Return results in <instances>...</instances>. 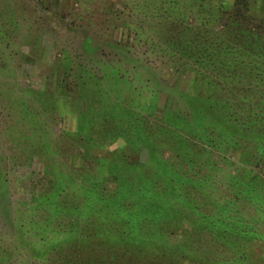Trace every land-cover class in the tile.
Instances as JSON below:
<instances>
[{
	"label": "rangeland",
	"instance_id": "1",
	"mask_svg": "<svg viewBox=\"0 0 264 264\" xmlns=\"http://www.w3.org/2000/svg\"><path fill=\"white\" fill-rule=\"evenodd\" d=\"M235 1L0 0V264H257L264 121L231 115L264 113V28L225 32Z\"/></svg>",
	"mask_w": 264,
	"mask_h": 264
},
{
	"label": "trees",
	"instance_id": "2",
	"mask_svg": "<svg viewBox=\"0 0 264 264\" xmlns=\"http://www.w3.org/2000/svg\"><path fill=\"white\" fill-rule=\"evenodd\" d=\"M248 5H249V0H236L235 1V8H234V10L232 11V13H231V15H230V19H231V22L229 23V24H226L225 25V27H224V29H225V32H228L229 33V31L230 30H232V31H236V32H238L239 31V29H241V28H245V27H247V28H249V29H251V30H253L254 32H259L260 30H262L263 28H264V19H257V18H255L254 16L253 17H251L250 15H248L247 14V12H248ZM212 11H213V9H211ZM186 30H187V28H186ZM189 32V31H188ZM216 32H218V31H216ZM206 33L204 32V33H198V35H202V37L205 35ZM185 35H187L188 36V34L186 33ZM258 36V35H257ZM189 39V38H188ZM190 39H192V38H190ZM262 44H263V47H264V40H262ZM188 48H182L181 49V51L182 52H185V53H190V55H192V54H198V56H200V57H203V54H205L206 52H207V50H205V51H203V52H199V51H195V50H187ZM196 52H198V53H196ZM209 56L211 55L212 57H214V56H219V54H217V51H216V47L213 49V51H209V54H208ZM253 55H255V54H253ZM171 68L173 69V70H175L176 72H179V73H181V70H183V64H181V63H179L178 65H173V66H171ZM216 69V71L217 72H212V75H213V78H214V76H215V81L214 82H211L209 85H211L213 88L212 89H214L215 87H214V83H216L217 85H221V83H219V82H216V80H217V77H216V75H221L222 73H221V69H217V68H215L214 67V70ZM242 70H245V69H242ZM251 81V82H250ZM254 83V81H252V79H248V78H246V79H243L242 80V78L240 79V80H238L237 81V87H235V89H237V91H238V94L239 93H242V95L241 94H239L240 95V101H243V100H246V99H248V96H250V95H248L247 94V91H248V87L250 88L251 86H252V84ZM264 98V96L262 95L261 97H259V99H256V95H254V96H251L250 97V99L253 101V100H261V99H263ZM226 102V101H225ZM240 106L241 107H243L244 108V106H246V109L249 107V108H251L253 105L251 104V101H249V102H240ZM238 107H239V105H238ZM251 109H253V108H251ZM253 113V114H252ZM232 116H235V121H238V123H242L243 125L244 124H253L255 121H257V122H261V121H264V113H263V110L262 111H258V110H256V112L254 113V112H252V111H250V113H249V109H247V112H246V115L245 116H243V115H239V116H237L236 114H235V112H232V115H231V117ZM252 182L251 181H249V185L251 184ZM251 198V197H250ZM253 198H251V200H252ZM257 200H260L259 202H258V206L260 207H257V208H255V209H258V210H260V211H257V210H255L256 211V213H258L259 215H260V217H258V218H255L256 220H255V222H254V227H260V229H259V235L258 236H256V237H264V229H262V228H264V189L262 190V192H261V194H258V196H257ZM256 201V200H255ZM254 201V202H255ZM249 201H245L244 203H248ZM249 204V203H248ZM253 204V203H252ZM255 204H256V202H255ZM254 206V205H253ZM252 210H254V208L253 207H250ZM245 215V214H244ZM248 216H246L245 215V219H246V221L248 222V220L249 219H251V217H249V218H247ZM243 229H245V228H243ZM250 230H253V229H251L250 228ZM257 231V230H256ZM255 232V231H254ZM236 236H239V233L236 235ZM261 242L263 243V245H264V238L263 239H261ZM263 250H264V248H263ZM262 253V252H261ZM260 259L259 260H257L258 262H257V264L258 263H261V264H264V252L262 253V255L260 254V256H258Z\"/></svg>",
	"mask_w": 264,
	"mask_h": 264
}]
</instances>
